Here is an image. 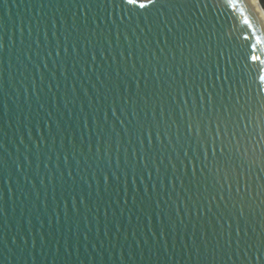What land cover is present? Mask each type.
I'll return each mask as SVG.
<instances>
[{
    "label": "water",
    "instance_id": "water-1",
    "mask_svg": "<svg viewBox=\"0 0 264 264\" xmlns=\"http://www.w3.org/2000/svg\"><path fill=\"white\" fill-rule=\"evenodd\" d=\"M0 264H264L243 4L0 0Z\"/></svg>",
    "mask_w": 264,
    "mask_h": 264
},
{
    "label": "snow or ice",
    "instance_id": "snow-or-ice-1",
    "mask_svg": "<svg viewBox=\"0 0 264 264\" xmlns=\"http://www.w3.org/2000/svg\"><path fill=\"white\" fill-rule=\"evenodd\" d=\"M157 0H148V3H138V0H121V3L129 8V11H139L141 9L147 10L149 5L154 6ZM256 0H218V3L221 7H223L226 11L231 9L232 12L236 11L237 3L243 4L244 7L250 12V14L259 21L261 19L260 16L257 15L254 4ZM244 24L251 27L252 21L249 19L244 20ZM261 27L264 28V23L261 24ZM247 39V37H246ZM255 48V46H253ZM259 57L252 55L251 60L257 61Z\"/></svg>",
    "mask_w": 264,
    "mask_h": 264
},
{
    "label": "bare ground",
    "instance_id": "bare-ground-1",
    "mask_svg": "<svg viewBox=\"0 0 264 264\" xmlns=\"http://www.w3.org/2000/svg\"><path fill=\"white\" fill-rule=\"evenodd\" d=\"M254 7H255L257 15L261 17V19L259 20L260 24L264 23V11L260 7L258 0H256Z\"/></svg>",
    "mask_w": 264,
    "mask_h": 264
},
{
    "label": "trees",
    "instance_id": "trees-1",
    "mask_svg": "<svg viewBox=\"0 0 264 264\" xmlns=\"http://www.w3.org/2000/svg\"><path fill=\"white\" fill-rule=\"evenodd\" d=\"M259 2H260V5H261V7H262V9L264 11V0H259Z\"/></svg>",
    "mask_w": 264,
    "mask_h": 264
},
{
    "label": "rangeland",
    "instance_id": "rangeland-1",
    "mask_svg": "<svg viewBox=\"0 0 264 264\" xmlns=\"http://www.w3.org/2000/svg\"><path fill=\"white\" fill-rule=\"evenodd\" d=\"M139 1H143V2H145V1H148V0H139Z\"/></svg>",
    "mask_w": 264,
    "mask_h": 264
}]
</instances>
